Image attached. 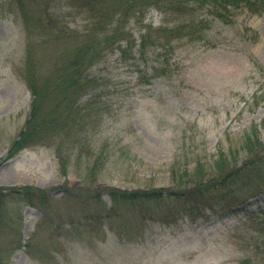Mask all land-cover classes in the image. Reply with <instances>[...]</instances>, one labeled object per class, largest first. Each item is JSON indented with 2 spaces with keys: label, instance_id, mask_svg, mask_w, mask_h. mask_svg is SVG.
Here are the masks:
<instances>
[{
  "label": "rangeland",
  "instance_id": "rangeland-1",
  "mask_svg": "<svg viewBox=\"0 0 264 264\" xmlns=\"http://www.w3.org/2000/svg\"><path fill=\"white\" fill-rule=\"evenodd\" d=\"M48 10L40 28L38 16ZM57 15L58 28L50 22ZM165 18L155 6L134 16L132 54L116 46L88 68L93 86L80 104L89 116L85 128L71 129L77 147L64 173L52 141L13 155L10 148L29 118V77L55 92L60 56L94 38L89 7L80 0H0V186L50 191L45 204L9 200L0 208V264H264V189L237 202L264 182V165L254 179L227 188L228 207L202 210V203L167 195L112 209L109 196H99L109 185L169 193L174 172L203 163L205 174L221 152L244 156L253 128L264 142V12L240 8L224 22L205 10L201 38L156 43L141 56L148 25L173 23ZM87 149L108 157L93 185L77 171ZM77 186L87 190L71 194ZM17 215L16 235L6 221Z\"/></svg>",
  "mask_w": 264,
  "mask_h": 264
},
{
  "label": "trees",
  "instance_id": "trees-1",
  "mask_svg": "<svg viewBox=\"0 0 264 264\" xmlns=\"http://www.w3.org/2000/svg\"><path fill=\"white\" fill-rule=\"evenodd\" d=\"M52 1V0H50ZM56 1V0H55ZM82 4L89 7L90 17L93 19L89 24V30L94 34V38L89 39L84 45H76L77 53L68 57L60 56L64 62L60 67L58 82L55 85V92L49 94V87L44 88L35 84L37 80L35 75L30 76L29 82L34 96L32 106L26 125L21 130L18 138L12 143L10 154L20 151L25 146L52 141L56 146L58 157L61 160L64 173L69 171L72 163L77 142L73 139L75 129L80 125L84 127L89 116L82 105L80 99L84 92L93 86V79L87 74L89 67L97 63L110 49L120 47L124 54H132L136 44H131L132 33L128 28L129 21L134 16L143 15L151 6L160 9L166 15V22H173L160 28H154L148 25V29L143 34L139 51L141 56L145 55L151 45L156 43L173 44L176 38H188L193 40L201 38L203 30L208 25V20L199 18L202 12L207 10L211 14L220 18L224 22H230L234 13L240 9H247L252 14H261L264 12V0H80ZM73 6V5H72ZM108 7L106 14L102 10ZM49 10L46 14L38 16L39 27L43 21L48 19ZM183 17V19H181ZM198 18L200 20H198ZM60 15L53 19L51 24L58 28ZM177 20V22H176ZM176 22V23H175ZM179 22V23H178ZM126 40V46L122 47V41ZM132 56V55H131ZM143 71L142 69H140ZM38 81V80H37ZM74 131L72 132V130ZM85 128V127H84ZM72 129V130H71ZM252 136H247L248 147L244 148L245 155L220 153L215 159L210 170L203 174L204 164L198 163V166L191 172L173 174L174 183L172 192H158L159 189H128L109 185L104 192H99V196L106 193L111 202L112 209L118 204H128L134 207L140 202L147 200H159L167 195L174 197H187L193 203H202L201 209L215 207L217 204L222 207H228L225 201L230 198V190L238 178L247 177L254 179L258 170L264 165V142L258 137L257 128H253ZM64 138L67 139V148L64 146ZM69 151L70 156L64 157V152ZM15 151V152H14ZM86 154V157H78L77 168L82 182L86 185L99 183L105 166L108 163L107 154L101 152L95 156V151ZM240 156V157H239ZM80 161V162H79ZM261 168V169H260ZM257 170V171H256ZM185 176V177H184ZM183 179H186L185 181ZM184 181V183H183ZM252 187V186H251ZM85 187H75L73 193L78 194V189ZM264 189V182L259 181L254 188L247 190L245 195L237 196V202L244 201L247 197L257 195ZM264 191V190H263ZM50 191L33 185H18L12 187L0 186V208L11 200L12 202L25 201L28 204L43 203L49 197ZM240 193H242L240 191ZM90 197H96L87 193ZM236 194L232 193V196ZM214 198L218 203H211ZM145 204V203H144ZM143 204V205H144ZM213 204V206H212ZM7 207V205H6ZM5 207V209H6ZM4 209V210H5ZM18 215L6 221V224L12 225L16 235L21 232ZM1 223V222H0ZM1 237V236H0ZM1 239V238H0ZM17 244V243H16Z\"/></svg>",
  "mask_w": 264,
  "mask_h": 264
}]
</instances>
